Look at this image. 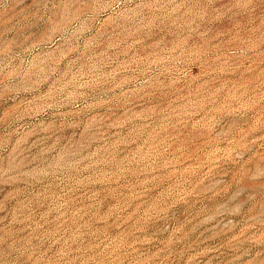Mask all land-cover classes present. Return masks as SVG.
I'll list each match as a JSON object with an SVG mask.
<instances>
[{
    "label": "rangeland",
    "instance_id": "374dc122",
    "mask_svg": "<svg viewBox=\"0 0 264 264\" xmlns=\"http://www.w3.org/2000/svg\"><path fill=\"white\" fill-rule=\"evenodd\" d=\"M0 264H264V0H0Z\"/></svg>",
    "mask_w": 264,
    "mask_h": 264
}]
</instances>
